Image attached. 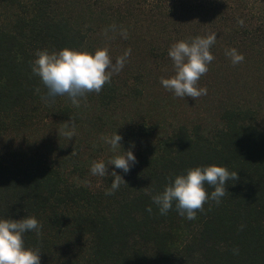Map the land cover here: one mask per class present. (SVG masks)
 <instances>
[{
    "label": "trees",
    "instance_id": "1",
    "mask_svg": "<svg viewBox=\"0 0 264 264\" xmlns=\"http://www.w3.org/2000/svg\"><path fill=\"white\" fill-rule=\"evenodd\" d=\"M111 25L127 30V39L117 40L122 53L166 61L177 41L216 33L209 68L264 72V0H0V217L38 219L40 235L28 232L24 241L40 252V264H264L260 104H231L215 124L185 122L159 132L144 121L125 126L115 112L144 94L142 74L136 82L113 75L79 107L67 95L49 97L32 74L37 49L94 53L113 46L103 35ZM230 48L243 54L241 63L225 55ZM51 127L59 129L54 142L33 139ZM117 131L125 150L135 144L136 162L127 173L108 165L125 181L105 195L113 176L89 169L105 150L101 137ZM18 134L26 135L24 145L5 143ZM212 164L238 172L219 204L207 200L191 221L175 206L159 214L153 194L175 175Z\"/></svg>",
    "mask_w": 264,
    "mask_h": 264
},
{
    "label": "clouds",
    "instance_id": "2",
    "mask_svg": "<svg viewBox=\"0 0 264 264\" xmlns=\"http://www.w3.org/2000/svg\"><path fill=\"white\" fill-rule=\"evenodd\" d=\"M110 31L115 32L116 26L105 28L103 35L108 37ZM119 35L127 39V30L120 28ZM216 39L217 34L213 33L172 44L168 49V56L173 62L175 74L167 78L161 77V86L179 98L191 97L196 100L207 95V88L198 87L197 82L208 71V65L214 59L210 49ZM130 51L125 50L113 62L106 47L98 48L94 53L87 49L68 47L51 53L46 49H37L31 71L47 88L49 97L67 95L71 103L79 107L80 98L89 92L99 93L112 76L123 69ZM225 55L233 65L244 60L243 54L235 48L226 49ZM101 140L116 155L107 161H93L89 170L93 176H113L110 188L105 192V195H112L125 180L115 170L109 173L108 165H113L124 173L130 171L136 162L133 150L135 144L125 150L118 131L111 136L101 137ZM237 179L238 172L223 165L196 166L186 173L172 177L163 191L153 194L151 200L160 215H166L175 206L178 215L191 221L196 219L197 211H203L207 200L219 204L226 194V185L235 183ZM206 186L213 190L209 193ZM146 211L151 214L152 207L149 206ZM41 228L42 225L35 216L26 215L18 220L0 217V264H40V252L25 245L24 235L35 232L39 236Z\"/></svg>",
    "mask_w": 264,
    "mask_h": 264
},
{
    "label": "rangeland",
    "instance_id": "3",
    "mask_svg": "<svg viewBox=\"0 0 264 264\" xmlns=\"http://www.w3.org/2000/svg\"><path fill=\"white\" fill-rule=\"evenodd\" d=\"M75 11L78 12L79 8L77 7ZM139 29L145 30L144 28ZM107 40L109 43L110 40H114L112 41L114 45L109 44L108 46L109 56L114 62L117 57L124 54L117 51L118 48L121 49L122 45L117 40L123 41V38L119 35V31H116L109 34ZM107 44L104 43L103 47H106ZM144 65H147V70L144 69L146 72L138 71V68ZM162 66L164 67L159 68ZM226 66V64H215L212 68L208 67V71L200 77L197 86L206 87L207 95L200 96L196 100L191 97L179 98L175 97L171 91L164 89L159 82L161 77L167 78L175 74L171 59L166 61L148 59L130 51L123 69L114 75L127 77L136 82L134 76L142 74L145 91L140 98L126 99L116 109L115 112L120 117L119 122L123 120L125 126H129L132 124L130 119L137 122L144 121L147 124H156L159 132H166L171 124L185 122L212 125L218 122L219 114L224 107L231 104H242L245 101L252 106L260 104L264 118V72L257 73V70L249 69L245 65L240 69ZM58 134V127H51L41 130L40 135L34 134L33 139L54 142ZM111 135L112 133L109 132L107 136ZM92 141H97V139ZM25 142L27 141L24 134L13 135L5 140V143L12 147L24 145ZM103 147L105 150L96 152L93 161H107L113 157L114 154L108 146L104 144Z\"/></svg>",
    "mask_w": 264,
    "mask_h": 264
}]
</instances>
